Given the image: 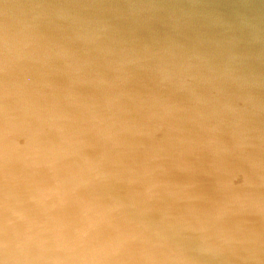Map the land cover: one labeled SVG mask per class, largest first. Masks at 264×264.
<instances>
[{"label": "water", "instance_id": "1", "mask_svg": "<svg viewBox=\"0 0 264 264\" xmlns=\"http://www.w3.org/2000/svg\"><path fill=\"white\" fill-rule=\"evenodd\" d=\"M0 264H264V0H0Z\"/></svg>", "mask_w": 264, "mask_h": 264}]
</instances>
